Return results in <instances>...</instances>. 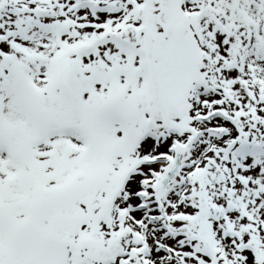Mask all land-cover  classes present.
Instances as JSON below:
<instances>
[{
	"label": "snow or ice",
	"instance_id": "obj_1",
	"mask_svg": "<svg viewBox=\"0 0 264 264\" xmlns=\"http://www.w3.org/2000/svg\"><path fill=\"white\" fill-rule=\"evenodd\" d=\"M0 264H264V0H0Z\"/></svg>",
	"mask_w": 264,
	"mask_h": 264
}]
</instances>
